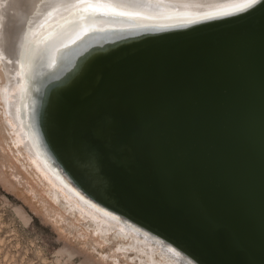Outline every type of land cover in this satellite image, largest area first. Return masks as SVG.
<instances>
[{"label":"water","instance_id":"95a60500","mask_svg":"<svg viewBox=\"0 0 264 264\" xmlns=\"http://www.w3.org/2000/svg\"><path fill=\"white\" fill-rule=\"evenodd\" d=\"M215 12L85 34L64 53L96 33L117 37L93 38L62 70L59 56L39 93L109 61L75 127L99 195L186 263L264 264V1ZM109 84L117 89L101 105ZM52 107L34 120L48 143Z\"/></svg>","mask_w":264,"mask_h":264},{"label":"bare ground","instance_id":"6f19581e","mask_svg":"<svg viewBox=\"0 0 264 264\" xmlns=\"http://www.w3.org/2000/svg\"><path fill=\"white\" fill-rule=\"evenodd\" d=\"M98 2L108 3L109 0H84L83 3L80 0H0V64L6 80L5 84L0 85V97L3 98V105L7 110L5 113L7 122L13 121L17 125L25 147L37 159L39 168L57 188H63L69 196L77 197L82 204L100 211L99 213L106 218L110 216L113 220L117 219L114 220L115 222L119 220L124 223L125 221L121 219L124 217L132 224H127L129 230L133 229L137 235L145 236L150 233L154 236L150 230L141 225L140 221L130 219L121 209L116 210L108 204L113 203L120 208L112 198L104 196L108 202L106 203L99 195L98 188L104 193L105 187L96 178L85 158L84 150L80 148L83 142L81 141L80 145L76 140L78 137L76 138L75 135L83 129L82 125L75 129L76 125L88 117L82 109L84 103L97 85L99 76L109 61L94 66L86 80L83 78L95 63L94 60L72 72L67 84L65 82L56 86L51 84L44 92L45 97L39 91L43 89L42 85L48 78L56 75L57 70L49 73L51 70L48 68L59 56L63 62L60 69L62 70L64 65L69 63L70 53L72 58V55L91 45L93 38L109 40L117 37L110 31L104 34L96 33L87 37L70 53H64L66 47L85 34L131 24H175L185 19L192 20L191 18H197L203 12L210 10L216 11L214 16L221 17L224 16L223 13L233 12L243 0H124L125 16L113 17L111 14L100 15L97 12L93 21L90 19L93 8L89 5H96ZM141 32L143 31L133 33ZM74 58L73 62L76 56ZM76 87L77 90L70 96ZM116 89L115 84H109L106 90L103 89L105 93L101 105ZM103 91L100 93V98L103 96ZM50 106H53L49 120L51 140L48 143L44 137H41L42 144L38 137V129L34 127V120L40 117L38 113H43ZM40 134L42 136V131ZM145 237L153 241L151 236ZM163 249L168 257L179 261L167 251L165 246ZM181 262L187 264L183 260Z\"/></svg>","mask_w":264,"mask_h":264},{"label":"rangeland","instance_id":"374dc122","mask_svg":"<svg viewBox=\"0 0 264 264\" xmlns=\"http://www.w3.org/2000/svg\"><path fill=\"white\" fill-rule=\"evenodd\" d=\"M3 103L0 97V264H185L131 232L124 217L115 222L57 188L7 122Z\"/></svg>","mask_w":264,"mask_h":264},{"label":"snow or ice","instance_id":"6c2138e0","mask_svg":"<svg viewBox=\"0 0 264 264\" xmlns=\"http://www.w3.org/2000/svg\"><path fill=\"white\" fill-rule=\"evenodd\" d=\"M81 3L84 0H80ZM262 0H243V3L238 4L233 12H226L222 15L230 16L236 13L246 12L249 9H254L257 5L261 4ZM76 5H73L75 7ZM89 7L93 8V13L90 16V19L94 21L95 15L99 12L100 15H109L111 14L113 17L125 16L126 12L124 11V0H109L108 3H100L98 2L96 5H89ZM100 9H104V11H99ZM39 14V13H38ZM167 251L173 255L174 258L178 260H183V257L178 252H175L174 249L168 248ZM187 264H191V261H188Z\"/></svg>","mask_w":264,"mask_h":264}]
</instances>
